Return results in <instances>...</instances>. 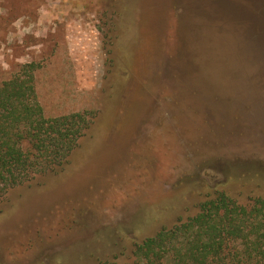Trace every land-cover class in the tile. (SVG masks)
Segmentation results:
<instances>
[{
	"label": "rangeland",
	"instance_id": "1",
	"mask_svg": "<svg viewBox=\"0 0 264 264\" xmlns=\"http://www.w3.org/2000/svg\"><path fill=\"white\" fill-rule=\"evenodd\" d=\"M258 2L0 0V85L36 60L46 116L95 111L62 170L0 189L1 264L129 262L232 174L264 194Z\"/></svg>",
	"mask_w": 264,
	"mask_h": 264
},
{
	"label": "trees",
	"instance_id": "2",
	"mask_svg": "<svg viewBox=\"0 0 264 264\" xmlns=\"http://www.w3.org/2000/svg\"><path fill=\"white\" fill-rule=\"evenodd\" d=\"M256 6L261 12L264 1ZM41 67L39 61L26 62L0 85L3 191L37 173L62 170L94 122L95 111L45 115L36 89ZM236 180L247 182L243 175L232 174L200 202L196 214L136 241L131 261L121 263L116 255L93 264H264V194H249L240 201L246 188H235ZM55 264L74 263L63 259Z\"/></svg>",
	"mask_w": 264,
	"mask_h": 264
}]
</instances>
